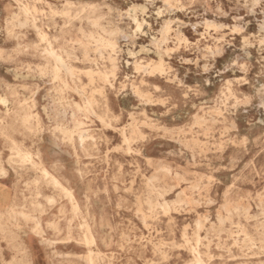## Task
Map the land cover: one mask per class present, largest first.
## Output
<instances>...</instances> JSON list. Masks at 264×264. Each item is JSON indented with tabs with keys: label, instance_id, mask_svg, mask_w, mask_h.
<instances>
[{
	"label": "rangeland",
	"instance_id": "1",
	"mask_svg": "<svg viewBox=\"0 0 264 264\" xmlns=\"http://www.w3.org/2000/svg\"><path fill=\"white\" fill-rule=\"evenodd\" d=\"M0 101V264H264V0H0Z\"/></svg>",
	"mask_w": 264,
	"mask_h": 264
},
{
	"label": "bare ground",
	"instance_id": "2",
	"mask_svg": "<svg viewBox=\"0 0 264 264\" xmlns=\"http://www.w3.org/2000/svg\"><path fill=\"white\" fill-rule=\"evenodd\" d=\"M155 1V0H154ZM29 3V2H28ZM47 7H49V6H47ZM23 8V7H22ZM21 8V9H22ZM133 8V7H132ZM174 8V7H173ZM49 9V8H48ZM35 10V9H34ZM176 10V9H175ZM58 11V10H57ZM50 13V12H49ZM119 15V14H118ZM120 16H121V14H120ZM37 18V17H36ZM44 18V17H43ZM45 19V18H44ZM121 19V18H120ZM165 20V19H164ZM163 20V21H164ZM53 21V20H52ZM79 22V21H78ZM37 24V23H36ZM68 27V26H67ZM20 28H21V26H20ZM85 28V27H84ZM23 29V28H22ZM31 34V33H30ZM89 35V34H88ZM130 35V34H129ZM100 36V35H99ZM54 38V37H53ZM90 38V37H89ZM88 38V39H89ZM101 39V38H100ZM78 42V41H77ZM80 43V42H79ZM105 43V42H104ZM101 44H102V41H101ZM228 44V43H227ZM230 44V43H229ZM104 45V44H103ZM233 45V44H232ZM72 50V49H71ZM76 52V51H75ZM47 55L50 57V58H53L57 63H62V61H61V59L59 58V56L51 49V50H49L48 52H47ZM73 56V55H72ZM250 56V55H249ZM236 62V61H235ZM41 66V65H40ZM69 66V65H68ZM67 66V67H68ZM170 67V66H169ZM43 68V67H42ZM46 68V67H45ZM72 69V68H71ZM49 70V69H48ZM50 71V70H49ZM16 72V71H15ZM170 75V74H169ZM28 76V75H27ZM26 76V77H27ZM138 76V75H137ZM142 76V75H141ZM22 77V76H21ZM25 77V78H26ZM16 78V77H15ZM141 78V77H140ZM143 78V77H142ZM88 85V84H87ZM85 86H86V84H85ZM101 87V86H100ZM85 88V87H84ZM87 88V87H86ZM89 88V87H88ZM102 88V87H101ZM99 89V88H98ZM110 89V88H109ZM105 90V89H104ZM123 90V89H122ZM87 91V90H86ZM70 94H72V93H70ZM80 96V95H79ZM98 96V95H97ZM88 99V98H87ZM106 100H108V99H106ZM109 101V100H108ZM91 104V103H90ZM92 108V107H91ZM94 110V109H93ZM106 110V109H105ZM110 110V109H109ZM83 114V113H82ZM84 115V114H83ZM82 115V116H83ZM127 115V114H126ZM131 115V114H130ZM136 116V115H135ZM137 117V116H136ZM100 118V117H99ZM97 119V118H96ZM102 119V118H101ZM116 119V118H115ZM91 120V119H90ZM110 121V120H109ZM117 122V121H116ZM129 123V122H128ZM107 124V123H106ZM110 123H108V125H109ZM100 125H101V123H100ZM116 126V125H115ZM102 127V126H101ZM107 127V126H106ZM111 129V128H110ZM140 129V128H139ZM147 129V128H146ZM154 131V130H153ZM141 134V133H140ZM83 135V134H82ZM82 135H81V137H82ZM141 136V135H140ZM144 137V136H143ZM137 138V137H136ZM181 140V139H180ZM114 147V146H113ZM117 147V146H116ZM129 148V147H128ZM129 150V149H128ZM128 153V152H127ZM107 157V156H106ZM35 166H36V168H37V170H39V171H41L42 173H43V175L45 176V177H48V176H50V173L48 172V170L45 168V166H44V163L42 162V161H39L38 163H36L35 164ZM7 178V172L5 171V170H3V169H0V180H5ZM52 181H53V183L55 184V185H57V186H60L61 187V189H62V191L66 194V196H68L69 197V199H70V201L71 202H74V197H73V195H72V193H71V191L69 190V189H67V188H65L64 186H62L61 184H60V182L56 179V178H54V177H52ZM184 190V189H183ZM133 192V191H132ZM164 200V199H163ZM1 202V201H0ZM48 202L49 203H51L52 202V200L51 199H48ZM38 203V202H37ZM34 205V204H33ZM39 206V205H38ZM47 209V208H46ZM5 212H6V214H8V216H17L18 214L19 215H24L23 213H18L17 212V204H16V202L15 201H10V203H9V205L5 208ZM148 224V223H147ZM170 225V224H169ZM35 228V227H34ZM160 228V227H159ZM166 228V227H165ZM182 232V231H181ZM41 235V234H40ZM161 238V237H160Z\"/></svg>",
	"mask_w": 264,
	"mask_h": 264
},
{
	"label": "snow or ice",
	"instance_id": "3",
	"mask_svg": "<svg viewBox=\"0 0 264 264\" xmlns=\"http://www.w3.org/2000/svg\"><path fill=\"white\" fill-rule=\"evenodd\" d=\"M0 102H2V101H0Z\"/></svg>",
	"mask_w": 264,
	"mask_h": 264
}]
</instances>
